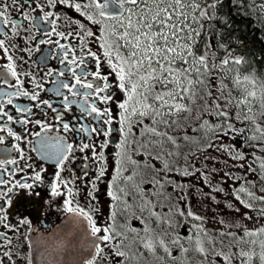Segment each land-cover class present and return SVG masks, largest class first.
<instances>
[{
  "label": "snow or ice",
  "instance_id": "obj_1",
  "mask_svg": "<svg viewBox=\"0 0 264 264\" xmlns=\"http://www.w3.org/2000/svg\"><path fill=\"white\" fill-rule=\"evenodd\" d=\"M226 6L248 7L0 0V226L29 244L26 264L32 245L21 226L33 231V197L49 208L59 197L58 210L87 222L93 251L80 264H143L148 255L191 264L193 254L196 264H264V57L239 51L245 41ZM251 8L264 13V0ZM42 46L41 62L55 65L34 59ZM168 188L175 205L161 202L172 199ZM194 189L211 202L214 230L193 210ZM17 258L0 231V264Z\"/></svg>",
  "mask_w": 264,
  "mask_h": 264
},
{
  "label": "flooded vegetation",
  "instance_id": "obj_2",
  "mask_svg": "<svg viewBox=\"0 0 264 264\" xmlns=\"http://www.w3.org/2000/svg\"><path fill=\"white\" fill-rule=\"evenodd\" d=\"M69 14L73 17L79 18L78 14L74 11H69ZM13 18H16V13H12ZM48 46H42V51L34 54V59L40 63V66L43 67L45 63L52 66L55 65L56 62L53 60L43 61L41 62V57L47 53ZM246 54V51L244 52ZM46 88H51L52 84L48 83L45 85ZM50 95V94H49ZM43 98H48V95L42 94ZM20 102V101H18ZM26 102V101H24ZM113 141L117 140L116 136H113ZM225 143H230L231 141L225 140ZM187 151V149H185ZM213 156L223 158V153H211ZM35 158V154H33ZM111 159V158H110ZM184 163L183 160L180 161V165L182 166ZM199 163H203V157H201V161ZM48 166V165H46ZM199 166V165H198ZM50 167V166H49ZM213 167V163H209V169ZM216 167L221 168L222 170H227L223 164V160L221 159V163L216 165ZM77 171H79L77 169ZM237 175H242L243 170H234ZM67 175V173H66ZM178 181L188 180L193 184L199 185V181L188 177H175ZM220 181V176L217 175L215 177L214 182L218 183ZM231 183V181H229ZM83 187V185H81ZM104 187V186H101ZM42 196L46 199L47 197L44 195L43 190ZM204 191H208L207 188ZM231 191V189H229ZM168 192L171 193L172 199L170 201H163L161 198V202L166 203L168 206L175 205L176 203V193H172L171 188H168ZM102 200H107L106 196L101 197ZM81 205L87 206V199L84 194L81 193L80 197H78ZM193 202V210L201 215H208L209 219L206 222V226L210 230H214L217 225H215L211 219L212 212L209 208L211 204L210 201H202L200 197L195 195V189L193 190L192 196ZM219 199L222 201L225 199L223 194H220ZM33 203V211L30 216L32 221L33 231H27V225L21 226V232L30 236L31 241V252L33 257V264H80L83 260L90 258V254L93 249L89 247L91 240L93 239L90 235H88V225L86 221L74 222L71 217L66 215L63 211L58 210L60 205L62 204L61 198H56V203L53 204L51 208L47 204L43 202V199L37 200V198H32ZM102 208L107 207L106 204L101 205ZM9 218L12 224H17L18 221L15 219L16 207L14 206L9 210ZM104 216H107V213H104ZM152 226L156 227V224L152 222ZM159 231V228H157ZM0 231H5L9 236L13 238V251L19 252L21 254V258H17V264H26V260L23 259V255L28 253L29 244L23 242V238L20 240L16 239V233L9 232L7 229H4L0 226ZM63 241L64 246L62 248H58L57 244ZM177 256H180L179 252L175 253ZM159 256H164L165 254L160 251L158 253ZM183 259V257H181ZM107 264V261L105 262ZM143 264H155L154 258L151 255H148L147 259L143 261ZM164 264H174L170 259H165ZM185 264H188L185 261ZM191 264H196V256L193 254Z\"/></svg>",
  "mask_w": 264,
  "mask_h": 264
},
{
  "label": "trees",
  "instance_id": "obj_3",
  "mask_svg": "<svg viewBox=\"0 0 264 264\" xmlns=\"http://www.w3.org/2000/svg\"><path fill=\"white\" fill-rule=\"evenodd\" d=\"M244 9L235 6H226L222 13L232 20V28L236 36H241L245 41V47L239 51L245 52L249 59L264 57V21L258 17L255 10L251 8L249 0H245ZM230 13V16L228 15ZM236 42L233 40V46ZM222 55V53H221ZM257 67L264 72V60H261Z\"/></svg>",
  "mask_w": 264,
  "mask_h": 264
},
{
  "label": "rangeland",
  "instance_id": "obj_4",
  "mask_svg": "<svg viewBox=\"0 0 264 264\" xmlns=\"http://www.w3.org/2000/svg\"><path fill=\"white\" fill-rule=\"evenodd\" d=\"M250 4H252L253 0H249ZM204 0H201V3H203ZM257 4L261 2V0H255ZM256 14L258 15L259 18H261L264 21V13H261L259 10H255Z\"/></svg>",
  "mask_w": 264,
  "mask_h": 264
}]
</instances>
